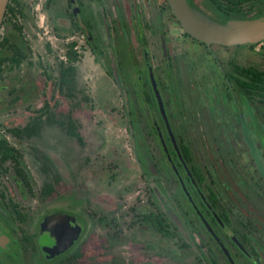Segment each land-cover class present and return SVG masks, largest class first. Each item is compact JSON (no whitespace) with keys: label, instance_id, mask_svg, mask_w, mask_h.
I'll return each instance as SVG.
<instances>
[{"label":"flooded vegetation","instance_id":"af4514ba","mask_svg":"<svg viewBox=\"0 0 264 264\" xmlns=\"http://www.w3.org/2000/svg\"><path fill=\"white\" fill-rule=\"evenodd\" d=\"M186 2L220 22L264 15V0ZM37 7L46 13L39 33L69 38L58 76L73 44L79 57L88 50L115 85L148 193L150 209L134 222L144 239L139 248L159 252L175 241L195 264H264V37L208 42L185 28L170 0H43ZM35 14L32 1L7 0L0 52L21 47V64L32 51L26 26ZM56 89L75 95L60 89L58 77ZM69 135L84 144L83 134L84 142ZM53 163L60 177L50 192L47 177L36 183L23 162L25 175L10 160L0 164V264H125L117 251L124 237L103 236L99 251L88 250L97 224H118L119 204L95 205L93 195L75 185L64 196L56 187L61 168ZM31 196V206L20 200ZM56 208L82 228L68 247L52 253L45 244L56 240L44 243L42 222Z\"/></svg>","mask_w":264,"mask_h":264},{"label":"rangeland","instance_id":"374dc122","mask_svg":"<svg viewBox=\"0 0 264 264\" xmlns=\"http://www.w3.org/2000/svg\"><path fill=\"white\" fill-rule=\"evenodd\" d=\"M30 1L36 12L26 26L32 51L28 60L19 66H6L0 76V136H6L20 149L22 162L36 183L40 184L48 177L36 156L35 147H38L60 166L62 179L56 187L64 196L69 195L75 185L78 189H87L93 195L95 205L111 209L119 204L115 213L118 224L96 225L88 244L91 253L99 251L103 236L118 235L126 242L121 249L117 248L125 264H195V259L186 257L175 241L168 242V246L163 244L159 252L144 253L139 248L144 239L140 238L142 235L134 222L138 212L150 209L148 193L139 175L115 85L93 55L88 50H81L77 61L79 88L74 97L57 91V62L64 54V42L69 38L58 39L52 32L39 33V22L43 21L44 14L46 19V13L37 7L43 0ZM47 41L52 48L47 47ZM46 101H50L57 111H73L81 125L84 144L54 124L45 125L39 135L24 138L8 131L10 127L26 124ZM13 170L10 167L8 174L14 185ZM20 200L28 206L35 203L32 196ZM57 201L54 198L46 204Z\"/></svg>","mask_w":264,"mask_h":264},{"label":"trees","instance_id":"16d2710c","mask_svg":"<svg viewBox=\"0 0 264 264\" xmlns=\"http://www.w3.org/2000/svg\"><path fill=\"white\" fill-rule=\"evenodd\" d=\"M4 52V51H3ZM67 53L69 55V61H61L59 63V76L58 84L60 89L65 91L66 94L72 95L78 90V66L75 61L79 58V53L73 49V44H69ZM3 54V55H1ZM26 53L21 47H15L11 54L0 52V76L2 75L6 63H10L13 66H19L24 60ZM51 109L50 101H46L45 104L36 111L33 117L24 125L13 126L8 129L10 133L19 138L30 137L33 135H39L45 125L54 123L60 124L67 130L69 134L76 136L81 142H84V138L80 132V124L75 115L70 111L61 112L60 115ZM36 156L40 160L41 168L48 174L45 179V187L48 192L54 188V179L59 178L60 175L55 168L50 155L35 147ZM22 152L15 145L11 144L6 136H0V164H3L10 160L19 174L25 175V169L22 166Z\"/></svg>","mask_w":264,"mask_h":264},{"label":"water","instance_id":"95a60500","mask_svg":"<svg viewBox=\"0 0 264 264\" xmlns=\"http://www.w3.org/2000/svg\"><path fill=\"white\" fill-rule=\"evenodd\" d=\"M175 13L183 25L196 37L208 42L223 43L255 42L264 37V15L249 18L220 22L207 17L191 8L186 0H170ZM7 0H0V24L4 15ZM76 219L68 213L52 209L42 222L44 243L55 238L53 245H47L52 253H59L68 247L78 236L82 226L72 225ZM77 223V222H76ZM73 228V229H72Z\"/></svg>","mask_w":264,"mask_h":264}]
</instances>
